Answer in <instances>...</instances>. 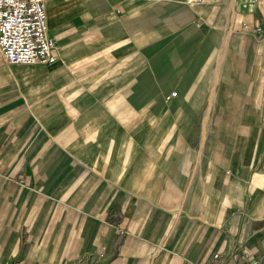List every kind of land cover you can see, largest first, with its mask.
I'll use <instances>...</instances> for the list:
<instances>
[{
	"label": "crops",
	"instance_id": "obj_1",
	"mask_svg": "<svg viewBox=\"0 0 264 264\" xmlns=\"http://www.w3.org/2000/svg\"><path fill=\"white\" fill-rule=\"evenodd\" d=\"M48 3L56 60L0 53V264H264V41L252 9L239 7L233 52L246 33L257 48L234 69L231 27L207 37L184 0ZM221 78L225 129L190 170L180 145L200 97L183 99L202 80L201 95H215Z\"/></svg>",
	"mask_w": 264,
	"mask_h": 264
},
{
	"label": "rangeland",
	"instance_id": "obj_2",
	"mask_svg": "<svg viewBox=\"0 0 264 264\" xmlns=\"http://www.w3.org/2000/svg\"><path fill=\"white\" fill-rule=\"evenodd\" d=\"M185 1V0H184ZM59 0H53L52 3H57ZM48 3V4H49ZM191 6L197 11L198 15L202 18V25L204 28V33H206L207 37L210 36V33L212 29L219 30L222 32L228 31L231 27L230 34H229V41L226 49V55H225V62L229 59L234 61V64L237 65V67L234 65V69H242L243 67V59L240 57V54L247 53L249 51V54H251L253 48H257V41L256 39H263L264 41V0H192L190 2ZM239 7L244 8H251L250 11L251 14L255 15L253 16V21L250 22L252 27L257 24L261 27H256L258 31L256 33H261L262 35H252L251 33H246L244 35H247L245 40L241 41L238 45L240 47V50L238 52H233V46H236V21L237 18L240 16L239 14ZM234 18V19H232ZM48 24V21H47ZM250 25V27H251ZM235 32V33H234ZM242 39V37H241ZM255 44V45H254ZM213 47V44L211 46V49ZM262 50L264 51V43L262 44ZM39 65V64H35ZM196 72V71H195ZM224 79L221 78L216 86L215 95L214 93H200L201 88L203 87V80L200 81L198 86V91L195 94H187L185 96V102H191L195 101V98L200 97L199 100V109L191 111L193 116H191L192 120L188 123L189 126L186 129V133L184 135V141H182L181 148L182 150H186L188 153L187 157L188 159V167L190 170L195 167V164L198 161L199 158H196L197 153L202 154L204 149L207 148L208 141L210 139L211 133H217L221 134L222 131H224L225 126H221V122H217L218 119L221 116V112L218 111L219 114H216V111L214 107L218 105L219 102L222 100V89L224 87ZM171 91H176V95L174 96L177 100L180 96L179 89L176 86L170 87ZM169 92V93H170ZM172 98V97H169ZM166 99L167 96H166ZM225 100V99H224ZM213 103V105H212ZM212 105V108L210 106ZM236 112V111H234ZM216 115L218 118L216 120ZM225 119V115L223 117ZM256 127H251L250 134L251 136H254ZM170 146L169 148L172 149L173 145V138L171 137ZM190 154V155H189ZM176 157L173 161L174 164H178L181 161L182 156ZM186 158V159H187Z\"/></svg>",
	"mask_w": 264,
	"mask_h": 264
},
{
	"label": "built area",
	"instance_id": "obj_3",
	"mask_svg": "<svg viewBox=\"0 0 264 264\" xmlns=\"http://www.w3.org/2000/svg\"><path fill=\"white\" fill-rule=\"evenodd\" d=\"M51 0H0V53L8 64H51L56 39L49 33L47 3ZM189 5L190 0H185ZM176 91L168 93L174 97Z\"/></svg>",
	"mask_w": 264,
	"mask_h": 264
},
{
	"label": "bare ground",
	"instance_id": "obj_4",
	"mask_svg": "<svg viewBox=\"0 0 264 264\" xmlns=\"http://www.w3.org/2000/svg\"><path fill=\"white\" fill-rule=\"evenodd\" d=\"M237 1V0H236ZM190 2H192V0H190ZM234 2H235V0H234ZM232 19H234V18H232Z\"/></svg>",
	"mask_w": 264,
	"mask_h": 264
}]
</instances>
